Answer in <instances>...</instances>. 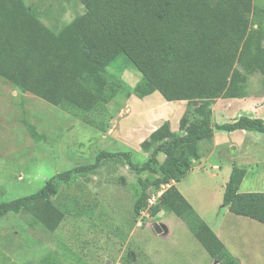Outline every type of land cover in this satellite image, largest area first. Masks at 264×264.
Returning <instances> with one entry per match:
<instances>
[{"label":"rangeland","instance_id":"374dc122","mask_svg":"<svg viewBox=\"0 0 264 264\" xmlns=\"http://www.w3.org/2000/svg\"><path fill=\"white\" fill-rule=\"evenodd\" d=\"M21 2L36 20L39 43H44L46 36L57 37L84 13L81 0ZM206 2L208 7L205 5L200 9V13L210 15L204 23L221 21L217 14L209 13L212 6H219L215 5L217 1ZM246 2L252 7V13L244 35L253 38L257 24L264 23V13H260L264 9V0ZM0 5L13 11V14L5 13L1 17L6 31L24 43L26 33L16 16L13 1L0 0ZM124 57H118L108 68L107 81L118 80L114 83L117 88L112 100L105 107L88 113L77 109L64 112L30 92L20 91L0 77V203L31 195L48 181H53L57 193L50 200L64 214L53 232L39 220L38 216L43 214V201L40 200L26 210L1 217L0 264H42L46 256H50L51 261L44 264H218L194 232L175 214L161 211L151 217L149 210L140 214L133 210L134 187L138 179L147 178L154 182L158 175L138 174L129 167L122 154L128 153L132 163L142 165L151 157V150L144 152L140 144L157 125L162 124V119L170 116L175 128L179 119L173 116L177 105L158 106L165 111L154 116L136 96L131 95L135 100L129 101V94L136 95L135 86L140 74L128 60L130 66L125 64ZM228 57L219 76L215 80L208 79L212 96L215 90L216 96L221 94L218 89L235 66V56L229 53ZM244 87L247 97H260L263 108L264 81L261 75L249 76ZM193 101L188 115L190 120L198 116L193 110L202 100ZM211 121L214 123L212 117ZM175 134H181L179 129ZM254 145L252 139L247 138L244 146L248 150ZM256 147L260 152L258 165L244 167L247 170L245 185L253 183L254 189H264V173L260 176L264 172V141ZM212 149L211 140L195 144L191 150L186 146L179 149L181 157L195 153L200 157H191V169L180 182L159 186L153 183L147 190L151 205H155L159 195L174 185L208 226L222 236L241 264H264V225L230 214L232 218L223 220L225 185L218 177L211 179V174L217 172L213 166L219 165V160L224 162L230 154L228 148H218L209 156ZM101 151H107L110 156L102 159L93 171L73 174L67 182L57 178L58 174L75 167L94 164ZM155 158L162 162L164 156L158 154ZM156 225L163 226V232L157 233ZM235 247L241 249L235 250Z\"/></svg>","mask_w":264,"mask_h":264},{"label":"trees","instance_id":"16d2710c","mask_svg":"<svg viewBox=\"0 0 264 264\" xmlns=\"http://www.w3.org/2000/svg\"><path fill=\"white\" fill-rule=\"evenodd\" d=\"M12 1L26 41L19 42L6 31L1 17L13 11L0 5V77L20 91L30 92L64 112L77 109L88 113L112 100L117 88L114 83L118 80L107 81L108 68L118 57L125 56V64L130 66L129 61L140 74L136 95L129 96L143 98L158 92L167 102L191 98L179 120L180 135L172 132L169 122L165 121L140 144L144 152L151 150L146 162L138 166L128 159V153L122 154L138 174L158 175L154 182L138 179L133 210L136 214L149 210L151 217L161 211L175 214L218 264H240L174 185L161 193L155 205L149 204L147 190L153 183L159 186L180 182L191 169V157L199 158L200 154L181 157L179 149L186 146L191 150L195 144L210 141L213 129L264 134L260 119L241 116L220 125L211 121L210 105L214 98L245 97L244 86L255 73L264 81V23L257 24L253 38L244 35L252 13L247 0H216L215 5L219 6H212L209 13L222 18L218 23H204L210 15L200 13V9L208 7L207 0H81L84 13L57 37L46 36L44 43L38 42L36 20L21 0ZM229 53L235 56V66L219 87L221 94L216 96L215 90L212 96L208 79L219 76ZM194 99L202 101L193 110L198 116L190 120L188 115ZM158 154L164 156L162 162L156 160ZM109 156L107 151H101L94 164L75 167L58 174L57 178L67 182L73 174L91 172ZM245 174L244 169L232 163L222 205L235 215L264 224V193L238 191ZM56 193L55 184L48 181L31 195L0 203V218L26 210L40 200L43 214L38 216L39 220L53 232L64 218L50 200ZM46 257L42 264L51 261L50 256Z\"/></svg>","mask_w":264,"mask_h":264},{"label":"crops","instance_id":"0c3cea01","mask_svg":"<svg viewBox=\"0 0 264 264\" xmlns=\"http://www.w3.org/2000/svg\"><path fill=\"white\" fill-rule=\"evenodd\" d=\"M158 94H159L158 92H153L152 94H150L148 96H145L143 98H138V99H140V101H141L140 104L143 107H145L147 111H151L152 114H154V116H158V113L163 114V112L165 111V109H163V108L158 109L157 108L158 106H160V107L166 106L167 108H169L172 105H177L178 106L177 112L175 111L176 113L173 116L178 117V119L180 120L181 116L184 114V112L186 110L187 103H188V101L191 100V98L184 97V98H180L179 100L176 99V100L167 102L164 99H162L160 94L159 95ZM128 99H129V101L135 100L134 96H130V97H128ZM213 100H214V103H212V110H211L212 111V120L216 124L220 125V124H224V123H229V122H232V121L238 119L241 116L248 117L251 119H260V120L264 121V114H263L264 113V106H263V108L261 107L260 97H257V98L254 97L253 99L249 98L247 96H245L243 98H227V99H223L220 97V98H214ZM154 105H156V109L152 110ZM167 110L168 109H166V111ZM169 117L162 119V121H161L162 124L165 121H168L169 125L171 127L170 130L174 133L178 132L179 120H178V124L175 128L174 127L175 123H172V120ZM161 125H157V127H155L150 132V134L154 130L159 128ZM177 127H178V129H177ZM149 135H148V137H149ZM148 137H147V139H148ZM247 138H251L252 141L255 143V145L251 146L248 150H246L245 146H244ZM211 141H212L213 149L210 150L209 156L213 152L218 150V148H220L221 150L228 148L227 150H229L228 153L230 154V157H227L224 160V162L219 160L220 164L213 166V169L217 172L211 174V179L218 177L219 181H221V184L226 185L228 178H229V175H230V172H231V169H232V163L235 162L239 168L244 169L246 172V174H245V176H244V178L240 184V187L238 190L239 193H256V192L257 193L258 192L264 193V189L261 187L254 189L253 183H248L245 185V183L247 182V170L244 168L245 166L258 165L260 152L256 146L258 145V143L264 141V134L257 133V132H249L246 130H236V131H232V132H224V131H219V130L213 129V136H212ZM217 146H219V147H217ZM226 162H228V164ZM263 173L264 172L260 173L261 177H262ZM243 186H245L244 190H242ZM187 202L191 205V203L188 200H187ZM193 209L196 211L198 216L202 219L201 214L194 207H193ZM222 209H223V220L227 219L230 215H234L237 218H241V217L247 218L244 216H238V215L231 213L227 207L222 206ZM162 212H160L159 214H161ZM229 218H232V217H229ZM248 219H250V218H248ZM253 221H255V220H253ZM255 222H257V221H255ZM160 227H161L160 228L161 232H163V226L160 225ZM208 227L213 231V233L216 235V237L220 240V242L227 249V251L232 255V253L230 252V247H228L226 245V243L222 240V236L220 234L216 233L210 226H208ZM221 234H222V232H221ZM236 249H241V247L240 248L235 247V250ZM233 257L235 258V256H233ZM236 259H238V261L240 260L239 258H236ZM14 263L19 264L16 262H14Z\"/></svg>","mask_w":264,"mask_h":264},{"label":"water","instance_id":"95a60500","mask_svg":"<svg viewBox=\"0 0 264 264\" xmlns=\"http://www.w3.org/2000/svg\"><path fill=\"white\" fill-rule=\"evenodd\" d=\"M155 231L157 232V233H161V229H160V226H155ZM107 264H108V262H107Z\"/></svg>","mask_w":264,"mask_h":264},{"label":"built area","instance_id":"2783aa9c","mask_svg":"<svg viewBox=\"0 0 264 264\" xmlns=\"http://www.w3.org/2000/svg\"><path fill=\"white\" fill-rule=\"evenodd\" d=\"M159 196H160V195H159ZM151 201H152V199H151V198H149V199H148V202H149V204H151Z\"/></svg>","mask_w":264,"mask_h":264}]
</instances>
